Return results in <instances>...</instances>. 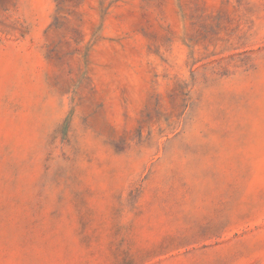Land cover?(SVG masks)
<instances>
[{"label":"rangeland","instance_id":"obj_1","mask_svg":"<svg viewBox=\"0 0 264 264\" xmlns=\"http://www.w3.org/2000/svg\"><path fill=\"white\" fill-rule=\"evenodd\" d=\"M0 264H264V0H0Z\"/></svg>","mask_w":264,"mask_h":264}]
</instances>
